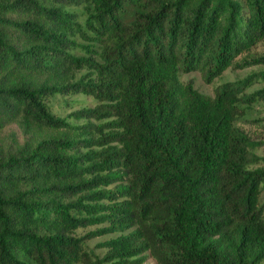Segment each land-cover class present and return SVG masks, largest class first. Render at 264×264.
I'll return each instance as SVG.
<instances>
[{
  "label": "trees",
  "instance_id": "obj_1",
  "mask_svg": "<svg viewBox=\"0 0 264 264\" xmlns=\"http://www.w3.org/2000/svg\"><path fill=\"white\" fill-rule=\"evenodd\" d=\"M79 1L0 0V130L66 125L55 93L97 100L78 119L110 118L85 125L98 137L0 147V264H264V165L237 125L264 72L213 95L179 78L264 62L239 59L264 38V0H84V26L62 6ZM110 232L102 253L86 247Z\"/></svg>",
  "mask_w": 264,
  "mask_h": 264
},
{
  "label": "rangeland",
  "instance_id": "obj_2",
  "mask_svg": "<svg viewBox=\"0 0 264 264\" xmlns=\"http://www.w3.org/2000/svg\"><path fill=\"white\" fill-rule=\"evenodd\" d=\"M68 11L72 12L76 20L84 26V22L88 16L89 6L88 3L79 1L74 4L62 5ZM77 41L82 42L78 35H73ZM94 49H98L94 47ZM76 55H89L82 48L75 47L71 49ZM96 55V54H92ZM264 57V38L259 40L247 52L242 53L239 59L251 57ZM88 68L81 67L78 69H70L68 73L60 77H52L50 75L43 76L42 78H49L50 82L60 81L62 83L78 79L82 74L86 73ZM264 72V62L252 63L248 66L238 68L229 66L222 71L218 76L212 80L206 81L203 78L200 70L180 71L179 78L183 81L190 80L193 86L202 93L213 95L214 88L217 84L227 80H239L252 73ZM256 80L252 81L245 88L246 94H254V101L242 103L245 106V113L237 120V125L240 126L249 137L255 142L253 150L261 156L258 165H264V75L258 73L255 75ZM47 104L49 111L67 123L61 125L59 128L54 127H39L33 124H26L21 126L19 123H9L0 130V147L8 148L15 146L17 143H23L28 138L29 134H34L36 138L45 136H59L62 133L69 137H98V130L95 127H86L87 123L99 124L105 123L110 118H76L71 113L73 111L93 107L97 100L90 94L83 92H70V93H55L47 96ZM105 128V127H104ZM108 129L107 127L105 130ZM28 135H27V133ZM111 184L109 186H113ZM260 201L264 202V189L260 195ZM102 224H92L85 227H78L75 232L79 235L88 230L101 226ZM117 232H110L97 235L85 241L88 249L95 253H102L104 248L98 247L97 243L113 237ZM145 259L139 264H157L156 261L145 252Z\"/></svg>",
  "mask_w": 264,
  "mask_h": 264
}]
</instances>
